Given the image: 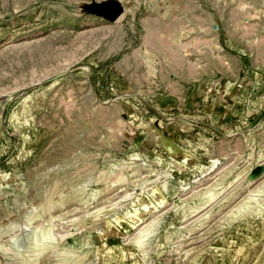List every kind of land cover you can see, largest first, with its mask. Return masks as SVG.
Wrapping results in <instances>:
<instances>
[{"label": "rangeland", "instance_id": "rangeland-1", "mask_svg": "<svg viewBox=\"0 0 264 264\" xmlns=\"http://www.w3.org/2000/svg\"><path fill=\"white\" fill-rule=\"evenodd\" d=\"M0 264H264V0H0Z\"/></svg>", "mask_w": 264, "mask_h": 264}]
</instances>
